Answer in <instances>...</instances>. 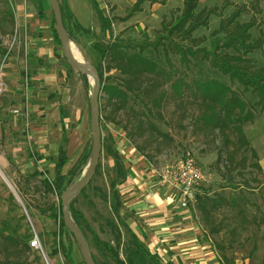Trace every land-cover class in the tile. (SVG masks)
<instances>
[{
  "label": "trees",
  "instance_id": "obj_1",
  "mask_svg": "<svg viewBox=\"0 0 264 264\" xmlns=\"http://www.w3.org/2000/svg\"><path fill=\"white\" fill-rule=\"evenodd\" d=\"M145 1L158 2L135 0L122 19H127L136 11H140ZM59 2L63 24L70 37L76 39L75 27L81 25L72 15L67 0ZM92 6L100 23L109 29V20L97 2L93 1ZM197 6L198 0H182L180 12L172 21L167 22L168 24L162 22L153 40L125 43L115 37L99 48L101 59L96 68L101 81L100 93L105 94L99 96L100 123L101 119H106L118 124L120 122L116 117L123 113L121 121L124 124L121 129L126 131V136L135 148L151 161L175 142L171 132L160 127L162 124L169 126L171 123L165 115L166 105L171 101L177 107L188 104L193 107L190 133L196 141L205 145L203 152L216 153L215 168L226 182V186L236 187L233 173L237 168L244 167L256 169L261 181L264 182L257 153L244 131V126L253 123L264 110V67L255 66L252 58L248 56L254 49H264V32L259 29L258 36L255 38L252 36L250 29L258 27L254 14H251L247 21L237 19L241 13L264 12V0H250L235 5L230 15L220 19L218 26L211 30L207 37L194 36L193 32L200 26L207 25L209 14L216 8L197 9ZM51 21L54 23L53 15ZM54 36L59 43L55 31ZM171 57L176 59L172 60ZM112 69L122 75L121 80L115 84L102 83L103 72ZM82 79L87 87L84 75ZM246 92L256 99L250 101L246 98ZM106 108H109L107 112ZM89 149L90 147L87 151H82L66 173H63L62 169L67 161V155L65 151L60 150L52 180L46 176L40 179V183L47 191L55 192L58 196L57 211L62 225L64 222L59 195L64 188L66 174L70 175L68 184L72 177L81 171V165L86 161ZM110 153L120 162V157L113 146ZM97 168L98 165L96 170ZM123 173L124 171L119 182L123 180ZM85 187L80 194L84 193ZM114 195L112 211L114 217L118 218L119 196L118 193ZM241 199L239 194L224 189L211 195L200 191L195 196L194 211L203 229L214 232L217 230L216 226L221 223L217 218L219 211L222 208L240 209L245 206ZM73 203L74 201L69 208L71 215L86 238L82 223L89 230L92 243L100 253L113 260L115 264H125L119 257L121 233L114 218H108L104 222L114 237V242L111 243L109 240L99 238L83 214L74 210ZM130 236L131 242L145 251L131 232ZM0 237L1 251L14 255L16 264H25V259L21 260V256L31 249L27 236L1 234ZM6 241L12 244V248L7 246ZM216 245L219 250L217 252L225 264L224 260L228 261L224 253L225 247L219 243ZM64 254L69 264H74L70 255L65 251ZM93 257L99 264L94 254ZM150 258L157 264L153 256L150 255Z\"/></svg>",
  "mask_w": 264,
  "mask_h": 264
},
{
  "label": "rangeland",
  "instance_id": "obj_2",
  "mask_svg": "<svg viewBox=\"0 0 264 264\" xmlns=\"http://www.w3.org/2000/svg\"><path fill=\"white\" fill-rule=\"evenodd\" d=\"M93 1L97 2L103 14L107 16L110 23L109 29L100 23L94 9H89L88 4L90 3L92 7ZM249 1L198 0L197 9L203 7H215L216 9L209 14L207 25L200 26L193 32L194 36H209L210 31L218 26L220 19L230 15L235 5ZM70 2L73 8L71 9L69 4L68 6L75 20L78 18L85 26L75 27L76 41L95 66L99 64L101 59L99 48L105 46L109 40L115 37L125 43L153 40L157 30L161 28L162 22L169 23L172 21L182 8V2H178L171 7L165 5V3H156L153 8L148 6L144 11H136L127 19H122L133 5V0H70ZM26 3L32 4V10H27V12L33 14L32 17L44 18L46 23L49 20L50 30L53 34L54 31L56 32L55 24L51 21L52 12L48 0H0L1 81L4 78L2 70L10 57L16 53L22 54L29 51L26 37L33 34V30L28 25L18 24L16 20V5H26ZM251 14H254L258 26L250 29L252 36L255 38L259 34V29L264 32V12L252 13L249 11L241 13L237 19L247 21ZM55 43L57 50L61 52V46L56 38ZM248 56L252 58L255 66L264 67V49H254ZM171 58L172 60L176 59L175 57ZM103 65H105V62H103ZM121 78L122 75L114 69L104 71L102 83L115 84ZM86 80L87 90H90L91 81L87 77ZM2 87L5 88V85L2 84ZM2 92L0 100L5 98ZM100 94L105 96L103 92ZM88 95L89 93L86 91L87 99L89 98ZM246 98L250 101L256 99L249 92H246ZM108 110L109 108H106L105 112ZM192 112L193 107L188 104L177 107L171 101L166 105L165 115L171 123L169 126L162 124L160 127L163 130L170 131L175 138V142L151 159L150 162L155 167L154 174L159 176L161 170L168 163L189 151L198 164L206 169L207 179L201 184L200 191H205L211 195L224 189L239 194L245 205L240 209L233 210L222 208L217 215L221 223L216 226V231H205L206 238L211 241L216 252L218 250L217 243L225 247L224 253L228 259L227 262L224 260L225 264H264V182L261 181V176L256 169L244 167L237 168L233 173L236 187L226 186V182L222 180L215 168L216 153L203 152V148H206L205 145L196 141L190 133ZM259 118H261L260 123L264 122V110L261 111L256 120ZM122 119L123 113H119L116 117V120L120 122L118 124L101 119L102 146L97 164L98 168L90 183L85 187L84 193H79L73 200L74 210L82 212L86 220L101 236H104V233L103 230L100 231L98 224L100 223L102 226L109 216H113L111 209L115 202L114 194L118 193L117 184H119L124 168V163L121 160L120 162L115 160L110 153L112 140L108 131L112 128L121 131L126 136V131L121 129L122 124H124L121 121ZM253 123L246 124L244 126L245 130ZM81 132L84 136L82 153L83 150L84 152L87 151L91 144L89 116L83 123ZM3 134L4 130L1 132L0 145L5 140ZM85 166L86 161L81 165V171ZM81 171L75 175L80 177ZM43 176H46L49 180L53 178V175L48 174V172H45ZM69 177L70 175L66 174L64 187ZM40 179L41 176L35 173L19 171L16 165H11L9 174L0 168V236L1 234H20L26 235L30 241L34 233L37 234L40 248H31L24 256H21V260L25 259V264H47L43 252L47 254L51 264H61V259L64 264H69L64 251L70 255L74 264H84L73 236L64 226L65 224L62 225L60 222L57 211V194L47 191L40 183ZM82 227L86 232L88 243L98 263H107L104 255L94 247L91 234L83 223ZM109 235L107 232L106 237L110 238L109 242L114 241L112 234ZM6 242L7 246L12 248V244L10 245L9 241ZM218 252L217 255L219 256ZM220 262L223 264L221 258ZM0 264H16L15 256L2 252L0 249Z\"/></svg>",
  "mask_w": 264,
  "mask_h": 264
},
{
  "label": "crops",
  "instance_id": "obj_3",
  "mask_svg": "<svg viewBox=\"0 0 264 264\" xmlns=\"http://www.w3.org/2000/svg\"><path fill=\"white\" fill-rule=\"evenodd\" d=\"M178 2L182 0L145 1L139 12L148 6L153 8L156 3L171 7ZM67 3L72 9L70 0ZM88 5L91 10L93 6ZM27 10H32L31 3L16 5L18 24L33 30L26 37L29 51L11 56L2 70L5 98L0 100V136L4 130L5 140L0 145V168L9 174L11 165H16L19 171L41 177L48 172L54 176L60 150L67 155L62 169L66 173L84 147L81 128L89 116L88 90L82 75L65 63L62 50H57L50 21L32 17ZM77 21L85 27L81 20L77 18ZM260 121L261 118L257 119L244 131L257 153L264 176V122ZM108 134L124 163V179L117 184L118 218L112 209L113 216H109L114 218L121 233L118 252L124 263L154 264L151 255L157 264H221L194 207L178 205L171 188L154 174L155 167L127 136L112 128ZM98 227L104 233L101 236L94 229L99 238L110 240L106 237L107 232L111 233L108 227L100 223ZM130 232L145 251L131 242ZM104 257L108 264H115Z\"/></svg>",
  "mask_w": 264,
  "mask_h": 264
},
{
  "label": "water",
  "instance_id": "obj_4",
  "mask_svg": "<svg viewBox=\"0 0 264 264\" xmlns=\"http://www.w3.org/2000/svg\"><path fill=\"white\" fill-rule=\"evenodd\" d=\"M48 3L54 18L55 30L64 58L73 70L84 75L91 81V88L88 90L91 144L86 159V166L82 169L80 177L74 175L71 181L62 189L59 199L62 220L76 242L82 261L84 264H97L88 240L80 226L74 221L69 208L74 198L93 177L98 164L102 146L100 126L101 111L99 105L101 81L96 66L93 65L89 56L76 39L70 37L64 26L59 0H48ZM75 53L78 54V56ZM12 190L15 192L13 188Z\"/></svg>",
  "mask_w": 264,
  "mask_h": 264
},
{
  "label": "built area",
  "instance_id": "obj_5",
  "mask_svg": "<svg viewBox=\"0 0 264 264\" xmlns=\"http://www.w3.org/2000/svg\"><path fill=\"white\" fill-rule=\"evenodd\" d=\"M3 81L0 80V94L4 90ZM161 180L167 184L174 195L178 205L182 208L194 207L195 196L202 183L207 179L206 169L198 164L189 151L168 163L159 173ZM113 243V242H111ZM31 248H40V241L36 233L29 241ZM45 262L51 264L47 254L43 252ZM61 264L64 262L61 259Z\"/></svg>",
  "mask_w": 264,
  "mask_h": 264
},
{
  "label": "bare ground",
  "instance_id": "obj_6",
  "mask_svg": "<svg viewBox=\"0 0 264 264\" xmlns=\"http://www.w3.org/2000/svg\"><path fill=\"white\" fill-rule=\"evenodd\" d=\"M76 54V53H75ZM78 56V54H76ZM7 180V179H6Z\"/></svg>",
  "mask_w": 264,
  "mask_h": 264
}]
</instances>
